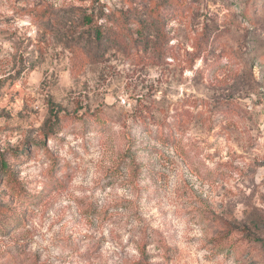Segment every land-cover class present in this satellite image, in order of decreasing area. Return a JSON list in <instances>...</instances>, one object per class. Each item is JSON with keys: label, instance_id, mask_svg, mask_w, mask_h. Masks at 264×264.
Here are the masks:
<instances>
[{"label": "rangeland", "instance_id": "obj_1", "mask_svg": "<svg viewBox=\"0 0 264 264\" xmlns=\"http://www.w3.org/2000/svg\"><path fill=\"white\" fill-rule=\"evenodd\" d=\"M0 264H264V0H0Z\"/></svg>", "mask_w": 264, "mask_h": 264}, {"label": "trees", "instance_id": "obj_2", "mask_svg": "<svg viewBox=\"0 0 264 264\" xmlns=\"http://www.w3.org/2000/svg\"><path fill=\"white\" fill-rule=\"evenodd\" d=\"M174 12L175 10L172 8L169 11V17H172L174 15L173 14ZM101 15L102 14H100V17ZM96 18L94 17V14H85L83 16L84 23L88 25V29L91 31V33L89 34H91L90 39H92V43H94L95 45H99L100 43L103 42L110 44L112 43V45L120 46L123 49V51H129L130 45L129 43L123 40V37L121 36L120 32L116 30L114 26H105L104 23L97 22ZM148 36H149L148 34L139 30L137 32V37L135 38V43L138 46L147 45L149 41ZM90 44H91V40H90ZM169 50H170L169 48H162L155 45L152 48L151 56L148 57V60L151 59L152 62L157 64L159 61L164 62L166 57H168L167 55ZM159 136L163 137V135L160 134Z\"/></svg>", "mask_w": 264, "mask_h": 264}]
</instances>
